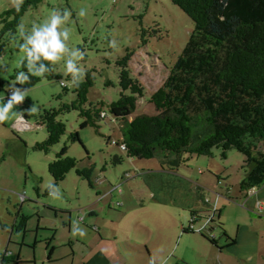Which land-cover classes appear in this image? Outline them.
<instances>
[{"label":"rangeland","instance_id":"rangeland-1","mask_svg":"<svg viewBox=\"0 0 264 264\" xmlns=\"http://www.w3.org/2000/svg\"><path fill=\"white\" fill-rule=\"evenodd\" d=\"M11 8L12 0H0V15ZM81 8L86 10L85 17L77 16ZM65 9L72 13L68 46L84 52V60L79 62L84 67V75L91 72L96 77L89 94L90 101L109 104L119 99L121 89L117 64L133 53L130 71L143 83L145 95L137 103L131 119L142 114H157L158 111L148 102L163 86L170 68L183 54L194 30L193 20L171 0H43L36 9H29L21 23L28 31L33 23L45 20L51 11L62 12ZM17 36L0 57V81L7 82L5 89L11 86V76L22 64L19 50L22 39L19 33ZM113 39L117 41L118 50L109 47V41ZM142 39L147 43L143 44ZM54 74L62 79L44 80L26 92V98L30 97L34 102L35 111L27 120L33 129H21L15 119L0 122V263L1 255L16 252L18 242L15 239L19 236L14 235L11 241L10 230L22 211V215L29 218L30 231H36L38 225L43 230L53 231H41L38 240L35 235H28L31 246L36 245L33 252L35 264H71V257L59 262L49 261L51 243L61 246L62 241H69V237L75 242L79 264L83 247L78 242L84 244L82 240L89 242L94 237H102L98 233L95 236V231L88 230V226L81 222L77 223L81 211L73 213V220L79 229H84L85 236L68 234L69 229L61 227L53 208L70 212L75 207H86V221L93 223V217L89 218L91 207L97 205L94 208L101 210L98 224L114 228L117 224L110 222L115 213L108 209L111 202L112 209L121 212L125 208L120 204H125L129 219L136 214L141 215L145 227L142 230L127 225L126 236L116 233L120 255L117 256L121 264H139L138 258H144L147 250L143 241L150 237L152 241L150 239L149 242L157 244L156 254L161 258L159 264H264V213L250 211L244 206L246 201L240 194V187L248 169L243 168L244 156L237 150L227 152L225 158L221 148L214 149L211 156L184 155L187 161L179 167L173 163L176 156L166 160L160 152L149 160L128 158L123 150L112 144L122 139L119 122L109 116L99 121L98 132L93 127L81 129L82 120L76 111L59 116L67 127V133L48 154L34 150L37 143L47 139L45 126L35 127L39 124L38 116L44 109H58L62 103L68 104L75 99L72 85L65 83L68 92L61 85L62 80L67 82L71 79L70 74L65 73L63 61L55 66ZM83 79L84 76L81 81ZM109 82L112 85L107 86ZM6 96L7 92L0 90V104ZM13 111H16L15 107ZM23 112L26 115V111ZM74 132L79 133L85 148L78 142H68L69 134ZM65 145L69 148L67 156L78 160V169L92 168V186L72 169L66 179L48 194L54 182L48 165ZM114 157L123 158V162L114 164ZM20 195H25L24 201L19 199ZM215 204L220 211L223 210L221 219L218 217L217 223L211 224L214 230L208 233L209 237L216 238V246L202 238L201 230H198L203 223L209 224ZM197 208L206 219L195 225L191 224L194 219L192 212ZM68 215L63 218L68 219ZM181 224L185 229L196 228V232L193 235L178 234ZM238 225L247 229L250 235L241 239L240 252L234 253L225 247L227 239L224 236L233 240ZM53 236H57V241L46 242ZM112 244L115 248L116 244ZM251 244L253 248H250ZM71 249L69 246L57 247L52 257L61 258ZM248 256L253 259L248 261ZM148 261L145 264H149Z\"/></svg>","mask_w":264,"mask_h":264},{"label":"trees","instance_id":"trees-1","mask_svg":"<svg viewBox=\"0 0 264 264\" xmlns=\"http://www.w3.org/2000/svg\"><path fill=\"white\" fill-rule=\"evenodd\" d=\"M171 1L193 20L194 30L183 54L170 68L165 83L148 102L158 113L131 119L137 103L145 95V88L130 71L133 53H129L117 64L121 89L119 99L109 104L91 102L89 94L96 77L87 72L78 87L72 85L74 100L62 103L58 109H44L38 116V123L47 130V139L37 143L33 149L48 154L61 141L67 133L66 125L59 119L61 115L76 111L82 120L81 129L93 127L97 132L99 121L111 116L121 124L122 139L115 141V146L125 145L123 151L128 158L149 160L160 152L166 160L176 156L173 163L179 167L187 161L184 155L211 156L214 149L221 148L225 158L227 152L239 151L244 156L243 168L248 169L240 189L247 195L255 188L264 187V0ZM42 2L25 0L20 12L13 7L0 15V57L4 49L18 38L17 26L21 24L22 17ZM142 41L147 43L144 39ZM21 71H27L24 63L11 76V84L27 90L44 80L62 79L55 76L53 70L45 77L31 76L29 81L21 84L16 82V75ZM6 84L0 81V90L7 92L3 102L9 95ZM62 87L68 92L66 84ZM14 107L15 110L26 111L27 121L32 115L27 110L34 107V102L27 97ZM68 142L82 144L79 133H70ZM68 149L65 145L48 165V172L54 180L48 194L66 179L72 169L92 186V168L78 169L79 162L67 156ZM122 162L121 157L113 159L114 164ZM219 213L215 207L209 224L200 231L201 237L215 246L218 245L216 238L209 237L208 233L214 230L211 224L217 223L215 220ZM192 214L194 219L197 218L198 213ZM194 219L191 224L195 223ZM15 227L17 230L27 227L25 215H21ZM183 231L193 233L191 228ZM224 237L235 243L226 235ZM147 255L155 264L149 253ZM1 257V264L12 260L8 253Z\"/></svg>","mask_w":264,"mask_h":264},{"label":"crops","instance_id":"crops-1","mask_svg":"<svg viewBox=\"0 0 264 264\" xmlns=\"http://www.w3.org/2000/svg\"><path fill=\"white\" fill-rule=\"evenodd\" d=\"M18 127H20L21 129H33L34 127H32L31 125H29L27 122L26 124L24 123H19L17 122L16 124ZM44 125L43 124H36L35 127H43ZM246 177V175H245ZM244 181V179L242 180V182ZM241 182V183H242ZM240 194L242 196V198L246 201V203L244 204V206L250 208V211H256L258 210V212H261V213H264V187L262 188H255L253 190H251L247 195L245 193H242L241 189H240ZM20 200L21 201H24L26 197H24V195H20L19 196ZM24 197V198H23ZM111 197H113V194H111ZM41 204V203H40ZM197 205V204H196ZM97 205H94L92 206L91 208H93V210L91 211V216L89 218H92L93 217V220L94 222H87L86 221V218L88 215L85 214V210L86 207L84 208H80V209H72L70 212H68V210L66 211H60V210H57L55 208H53V210L55 211L56 215L55 217H58L60 219V225L63 229H69L68 231V234H70L73 230V228L75 227V229H79V225L75 224L74 223V220H73V213H78V212H82V214H80L78 216V220H77V223L81 222V224H84V226H88V230L90 229L92 232L95 231V236H97V233L101 235V239L98 238V237H94V239L90 240L89 242H87L86 240H82L81 242H84V244L78 242V244L83 247V249L80 251V255L83 254L80 259L81 261L79 262V264H121L118 260V250H119V244H118V238H117V235L116 233L118 234L119 232L123 233V235L126 236V234L128 233V226H135L136 228H142V230L145 228L144 227V221L142 219V216L141 215H135V217H133V219H129L127 218V210H126V205H121V207L125 208L122 212L121 211H115L112 209V204L111 202H109L108 204V209L109 211L111 212H114L115 213V216L113 219H111L112 221L110 222L111 224H117V227H114L112 228V226H107L105 228L100 226L98 224V219H99V216H101V210H99V208H94L96 207ZM44 209L45 208H49V207H46V206H43ZM217 208L218 209V204L214 205V208ZM50 210H52V208L50 207L49 208ZM200 208H197L195 211L193 212H196L198 213L197 215V218H195V225L198 221L200 220H205L206 218H204L202 215H201V212H199ZM246 211V210H244ZM40 212V211H39ZM223 210L220 211L219 213V218L221 219V217L223 216ZM41 213V212H40ZM20 214L22 215V211H20ZM39 214V213H38ZM69 214V215H68ZM79 214V213H78ZM21 215L19 217V215L17 216V218L15 219L13 225H12V229L10 230V240L12 241L13 240V237L14 235L16 236H19L18 239L16 238L15 239V242H18L16 247H15V251H10V254L8 253L9 257L12 258V260L10 262H7V263H15L17 262L18 264H35L36 263V260H35V256L33 254L34 252V248L36 247L35 246H31L32 244L28 241V235L29 234H33L35 235V237L38 239H40V236H39V233L42 231L43 233L46 231V232H53L52 230H43L39 227L38 225V228L36 231H30L29 229V224H28V221H29V218H27V215L26 218H27V227H26V234L23 236L22 234V231L23 230H17L16 229V225H18L19 221H20V218H21ZM64 215H68V219H64L63 216ZM193 215V214H192ZM258 215V214H257ZM137 216V217H136ZM62 217V218H61ZM208 217V216H206ZM60 225H58L56 228L58 229L60 227ZM125 225V226H124ZM206 225V222L203 223V225H201L200 227H198V230H201L204 228V226ZM185 229V226L183 224L179 225L178 226V234H181V232H183L184 235H186V233H184V230ZM59 232V231H58ZM196 232V228H194L193 230V233ZM67 233V232H66ZM193 233L191 232H188L187 235L191 234L193 235ZM150 234H153V232L151 231ZM250 235V232L247 230V229H244L243 227H241V225H238L237 229H236V237L233 239L235 240V243H232L231 241L229 240H226V244H225V247L228 248L229 250H232V252L234 253H239V244H241V239ZM22 236V237H21ZM232 236V235H230ZM52 239L46 241L48 243H51V241H57V236H53V237H50ZM136 241H138L137 238H135ZM151 239V237L149 238V240ZM43 240V239H42ZM114 240V242H113ZM146 241V240H142L143 242H145V246L147 247V250L145 251V255H144V258H141L139 257L138 258V262L139 264H145V261L149 258H148V253L151 257V259H153V262L155 264H159L161 262V258L156 254L157 253V244H151L150 242ZM140 242L141 239H139ZM152 241V239H151ZM116 244L115 245V248L113 247V244ZM61 246L56 245V243H51V252H50V255H49V261L50 262H59V261H62L64 259H67V258H72V263L71 264H77V254H76V247H75V242L72 241V239L69 237V241H62V243L60 244ZM72 247L71 249V252L70 253H67L66 255L62 256L61 258H55L53 259L52 257V254H54V251L57 247ZM250 248H253L252 244L250 246ZM148 251V252H147ZM29 254H28V253ZM16 254H18L16 256ZM120 256V255H119ZM149 264H153L152 261H148ZM5 263V264H7ZM1 264V263H0ZM167 264V263H166Z\"/></svg>","mask_w":264,"mask_h":264},{"label":"clouds","instance_id":"clouds-1","mask_svg":"<svg viewBox=\"0 0 264 264\" xmlns=\"http://www.w3.org/2000/svg\"><path fill=\"white\" fill-rule=\"evenodd\" d=\"M25 0H12V6L17 12H20ZM71 11L65 9L62 12L53 10L48 17L41 23H33L30 30L25 31L24 25L19 24V35L22 38V43L19 44V50L22 54V63L27 71L18 72L16 82L24 83L29 81L31 76L45 77V74L54 70L55 66L63 61L65 73L70 74L71 79L67 82L69 85L79 86V82L84 76V67L79 63L84 60V52L79 48H69L68 42L71 36ZM86 10L81 8L77 13L78 17H85ZM109 47L118 50L116 40L109 41ZM45 61L49 63H45ZM10 95L6 101L0 104V122L15 119L16 122L25 120V112L13 111L14 106L23 103L26 98L27 89L17 88L13 83L9 87ZM35 111L32 107L27 110L28 113ZM72 235L75 237L85 236V231L81 229H73ZM248 261L253 258L246 257Z\"/></svg>","mask_w":264,"mask_h":264},{"label":"built area","instance_id":"built-area-1","mask_svg":"<svg viewBox=\"0 0 264 264\" xmlns=\"http://www.w3.org/2000/svg\"><path fill=\"white\" fill-rule=\"evenodd\" d=\"M61 85L65 86V84H64V83H61ZM9 91H10V89H9ZM9 95H10V93H9ZM7 98H8V97H7ZM7 98H6V99H7ZM103 116H105V114H103ZM26 122H27V121H26V120H24V121H22V122H19V123H20V124H21V123H24V124H26ZM112 144H113L114 146H115V145H117V143H116L115 141H113V142H112ZM120 148H121V150H125V145H122ZM23 198H24V197H23Z\"/></svg>","mask_w":264,"mask_h":264},{"label":"water","instance_id":"water-1","mask_svg":"<svg viewBox=\"0 0 264 264\" xmlns=\"http://www.w3.org/2000/svg\"><path fill=\"white\" fill-rule=\"evenodd\" d=\"M23 236L26 234V228L22 231Z\"/></svg>","mask_w":264,"mask_h":264}]
</instances>
